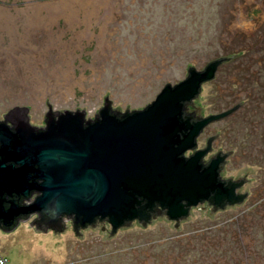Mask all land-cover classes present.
<instances>
[{
	"label": "rangeland",
	"instance_id": "obj_1",
	"mask_svg": "<svg viewBox=\"0 0 264 264\" xmlns=\"http://www.w3.org/2000/svg\"><path fill=\"white\" fill-rule=\"evenodd\" d=\"M227 55L197 103L203 115L239 103L206 132L233 150L229 174L250 179L245 202L113 234L22 221L0 227L8 264H264V0H0V117L28 105L43 125L48 100L93 119L108 91L112 107L143 109L189 65Z\"/></svg>",
	"mask_w": 264,
	"mask_h": 264
},
{
	"label": "water",
	"instance_id": "obj_2",
	"mask_svg": "<svg viewBox=\"0 0 264 264\" xmlns=\"http://www.w3.org/2000/svg\"><path fill=\"white\" fill-rule=\"evenodd\" d=\"M233 55L216 58L203 69L189 65L185 79L168 82L152 103L144 109H132L134 112L129 104L126 111L112 107L109 91L96 120L86 118L85 107L54 111L47 100L51 109L46 112L48 125L39 130L33 125H41L29 122L30 106L11 108L26 119L15 132L0 123V133L6 134L0 135V218L7 223L10 215L38 212L62 230L64 213L82 224L108 216L113 234L136 217L147 219L140 196L148 203L166 205L172 218L187 215L190 205L208 198L216 189L217 197H223L219 160L203 167L200 159L208 148L189 158L183 153L195 146V137L207 123L226 117L239 103L196 122L186 119L183 106ZM198 100L197 96L192 104L201 113ZM113 109L123 111L121 117ZM32 189L41 194L26 206L14 201L6 208L2 201L5 191L27 197ZM233 191L229 194L232 200ZM244 197L240 194L236 200Z\"/></svg>",
	"mask_w": 264,
	"mask_h": 264
},
{
	"label": "flooded vegetation",
	"instance_id": "obj_3",
	"mask_svg": "<svg viewBox=\"0 0 264 264\" xmlns=\"http://www.w3.org/2000/svg\"><path fill=\"white\" fill-rule=\"evenodd\" d=\"M195 98L187 101V104H186L187 113L186 115H184L186 116V119H189L191 122H196L210 115V114L203 115L198 111L197 108L193 107L192 103ZM50 110L48 111V113L50 112ZM13 111L14 109H10L7 112H5L3 116L0 117V123L1 124L5 123L6 125L10 127V129L13 132H15L16 126L21 127L23 125L24 120L26 119V115H24L25 116L24 117L21 114H18L17 110L14 112ZM48 113H46L45 115L43 125L41 126L33 125V126L37 127L39 130H45L48 125V116H47ZM118 114H123V111H118ZM98 116H99V113L93 118V120H96ZM219 120H215V121L207 123L195 137V146L184 151L183 156H185L186 158H189L190 156L195 154L197 151L208 148L206 153L201 157L200 162L202 163L203 167H206L209 165V163L213 159L219 160L218 170H217L218 171V181L223 183L222 187L225 193L223 197L221 198L217 197L216 195L217 189H216V191L211 192L208 198L201 199L199 200L197 204L190 205L189 212L187 215L179 216L177 218H172L170 214L168 213V207L166 205H162L158 201L154 203H148V200L146 198H143L140 196L139 200L141 201V206H145V209L143 212L146 214L147 219L141 220L139 217H136L133 220L129 221L128 224L124 223L120 225L117 228V230L125 226L133 225L135 223H139L142 226H147L153 221V219L157 217L167 218L173 222L175 227H179L181 223L187 217H189L192 211L197 207H201L203 210L209 209L211 213H218L220 211L228 210L230 207L241 204L247 200V198L249 197V191L245 189V186L247 185L250 179L247 176H233L229 174L227 165H228V161L231 156L232 150L226 149L220 144L219 138L221 136V133L219 132L207 133L206 132L209 126H211L213 123ZM0 135L5 136L6 134L0 133ZM0 144H1V141H0ZM232 188L234 190L233 200L229 199V194ZM40 194H41L40 191L32 189L30 191V194L27 197L14 194L13 192L11 194H8L6 198L4 197V194L1 197L4 198L2 200L4 201L6 208L10 206L9 202H14V201L17 202L20 207H23V206L30 204L34 200V198H36ZM240 194H245V197L243 200L238 201L236 200V196H239ZM184 203H186V201H184ZM61 218H62V222L64 226L62 230H59L57 227H55L57 225L56 223H54L55 226H51L50 224L52 223V220L50 218H44V216H42L38 212H28V213L20 212L18 214L10 215L7 219V223L4 221L3 218H0V227L8 226V225L12 227L14 223H16L18 226L20 222L27 221V222H30L33 226H35L37 229L45 230V231L53 230L56 232H64L68 228H72L75 230L76 233L81 234L82 230L101 225V228L103 230L108 229V231L113 232V226L108 216L106 217L97 216L93 223H87V224H82L80 220L77 223L76 218L73 215H69L66 213H64ZM59 224L61 225V222H59Z\"/></svg>",
	"mask_w": 264,
	"mask_h": 264
},
{
	"label": "trees",
	"instance_id": "obj_4",
	"mask_svg": "<svg viewBox=\"0 0 264 264\" xmlns=\"http://www.w3.org/2000/svg\"><path fill=\"white\" fill-rule=\"evenodd\" d=\"M220 58H223V57H220ZM224 58H226V57H224ZM201 89H202V87H201ZM200 92H201V90H200ZM152 103V102H151ZM186 104H187V101L186 102H184V106H183V112H184V115H186V113H187V111H186ZM149 105V104H148ZM147 105V106H148ZM147 106H145L144 108H146ZM143 108V109H144ZM118 111L119 110H115V109H113V113H115V114H117L118 116H120L121 117V115L122 114H118ZM135 110H132L131 112H134ZM5 157V156H4ZM4 197L6 198L7 196H8V193L5 191L4 193ZM14 194H17V193H14ZM17 195H19V194H17ZM2 198V197H1ZM2 199H4V198H2ZM3 201V200H2ZM4 202V201H3ZM7 202H9V201H7ZM10 203V202H9ZM17 227V224L16 223H14L13 224V226L12 227H10L9 225L8 226H2V228H4V229H6V230H13V229H15Z\"/></svg>",
	"mask_w": 264,
	"mask_h": 264
},
{
	"label": "built area",
	"instance_id": "obj_5",
	"mask_svg": "<svg viewBox=\"0 0 264 264\" xmlns=\"http://www.w3.org/2000/svg\"><path fill=\"white\" fill-rule=\"evenodd\" d=\"M8 262H9L8 257L0 250V264H8Z\"/></svg>",
	"mask_w": 264,
	"mask_h": 264
}]
</instances>
